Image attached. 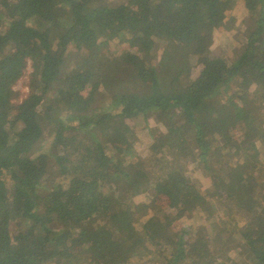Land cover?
<instances>
[{"label": "trees", "instance_id": "obj_1", "mask_svg": "<svg viewBox=\"0 0 264 264\" xmlns=\"http://www.w3.org/2000/svg\"><path fill=\"white\" fill-rule=\"evenodd\" d=\"M236 4L0 0V264H264V233L240 230L264 218V0H245L226 57L213 45ZM215 200L228 215L181 223Z\"/></svg>", "mask_w": 264, "mask_h": 264}, {"label": "rangeland", "instance_id": "obj_2", "mask_svg": "<svg viewBox=\"0 0 264 264\" xmlns=\"http://www.w3.org/2000/svg\"><path fill=\"white\" fill-rule=\"evenodd\" d=\"M232 16L231 19H227V29L221 30L215 37V42L213 45V49L217 50L220 49L221 53H224L226 57H230L228 51H225L223 47V44L229 39V37L233 34H240L243 31L248 30V11L245 6V0H237L236 7L233 9V11L230 14ZM234 19V20H233ZM124 46H129V44H124ZM166 47V44H162L159 47V50L153 54V59L157 63H167V61L172 60V55L168 54L166 51H164ZM32 72V68L29 65L27 72L25 75L17 82L15 89L19 92L20 97L23 98L27 95L29 92V79H30V73ZM105 77L108 82L112 80V75L108 69L104 71ZM261 114L262 118L264 120V104L261 106ZM107 125L109 128L114 130L116 133L120 134L121 131L113 124V122L108 121ZM155 133L163 132V130L156 126ZM136 135L138 136V139L133 143L135 144V148L137 152L140 154L141 157H144L147 152L149 145L151 143V134L146 126L145 121L142 118H139V120L136 121V128L134 129ZM240 130V129H236ZM177 142H178V148L181 151V153L184 155V153H191V149L187 146L186 142L181 138L180 134H177ZM258 146H261L260 142H258ZM127 170H131L134 173L138 171V164H133L132 162H128L127 166H125ZM194 165H189L190 170ZM226 169L233 175H239L241 172L240 167L238 165H235L233 163L229 164ZM206 184V183H205ZM135 202L143 200L144 197L142 196H134L133 197ZM156 211V209H154ZM202 210V211H201ZM200 211H196L192 216H185L182 218L181 223L184 226H188L190 224H195L196 226H208V218L209 216H215V217H223L225 215H228V207L225 201L223 200H215L214 202L210 204H206L204 207H202ZM151 210H146L144 214L135 215V221L138 229L143 230L144 223L146 222L148 216L150 215ZM240 230L241 232L247 237H256L264 233V218L261 216L257 217H249L246 216L240 223ZM172 232L177 233L176 230L172 229ZM163 233H159L157 236V240L159 238H162ZM235 264V263H234Z\"/></svg>", "mask_w": 264, "mask_h": 264}]
</instances>
